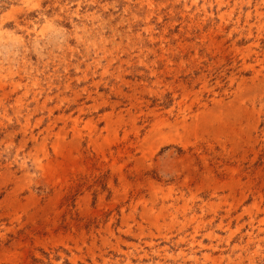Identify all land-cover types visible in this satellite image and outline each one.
Instances as JSON below:
<instances>
[{"label": "rangeland", "instance_id": "374dc122", "mask_svg": "<svg viewBox=\"0 0 264 264\" xmlns=\"http://www.w3.org/2000/svg\"><path fill=\"white\" fill-rule=\"evenodd\" d=\"M0 264H264V0H0Z\"/></svg>", "mask_w": 264, "mask_h": 264}]
</instances>
